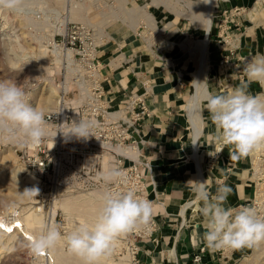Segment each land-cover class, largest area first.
<instances>
[{
  "label": "crops",
  "instance_id": "1",
  "mask_svg": "<svg viewBox=\"0 0 264 264\" xmlns=\"http://www.w3.org/2000/svg\"><path fill=\"white\" fill-rule=\"evenodd\" d=\"M258 1L216 0L218 15L207 34L178 14L171 0H145L138 7L145 14L134 17L110 15L109 9L96 15L98 57L111 104H124L125 89L149 90L152 115L141 122L135 157L159 226L153 238L141 241L140 264H200L193 257L201 247H205L200 252L201 264H238L249 249H233L221 256L218 250L207 248L202 240L206 229L201 205L190 181L206 180L213 194L219 185L227 184L232 191L225 207L237 210L250 207L256 195L252 153L238 160L230 158L232 147L215 138L205 96L227 94L243 84L250 94L255 92V82L245 74L240 77L238 69L244 65L242 57L264 55V26L251 24L249 13ZM205 35L209 43L203 94L197 74ZM233 48V65H220Z\"/></svg>",
  "mask_w": 264,
  "mask_h": 264
},
{
  "label": "clouds",
  "instance_id": "2",
  "mask_svg": "<svg viewBox=\"0 0 264 264\" xmlns=\"http://www.w3.org/2000/svg\"><path fill=\"white\" fill-rule=\"evenodd\" d=\"M199 2L209 4L211 0ZM23 3L24 0H0V11L22 12ZM243 71L248 81L264 85V55L249 60ZM247 87L243 84L227 94L209 92L205 96L206 108L215 126V138L221 145L232 147L229 154L232 160L247 157L264 147V94L254 96ZM49 117L29 102L22 85L0 80V143H41L51 135ZM94 126L91 120L66 118L57 125L52 139L59 133L65 141H86L93 136ZM121 175L118 169H111L103 174V179L109 183ZM190 182L195 199L201 205L199 212L206 229L202 240L207 248L213 251L225 248L238 250L264 242V218L254 207L238 210L225 207L231 187L221 184L213 194L206 180ZM22 195L35 198L39 189L26 188ZM152 212V203L139 197L134 190L105 192L93 223L80 221L66 234H62L61 225H47L29 241L28 246L38 255L51 251L64 241L68 250L79 256L83 264H100L103 257L111 254L115 239L149 223Z\"/></svg>",
  "mask_w": 264,
  "mask_h": 264
},
{
  "label": "built area",
  "instance_id": "3",
  "mask_svg": "<svg viewBox=\"0 0 264 264\" xmlns=\"http://www.w3.org/2000/svg\"><path fill=\"white\" fill-rule=\"evenodd\" d=\"M75 1H88L92 4L91 11L98 10V14L109 9L115 16L120 15L116 0H67V4L71 5ZM93 18L91 16L86 21H69L64 33L52 37L49 44L61 52L73 49L74 60L71 70L66 60L64 64L60 62V71L55 75L60 77L59 80L55 77L61 94L59 105L57 109L45 112L46 116L50 115L48 127L52 130L51 135L39 144H25L21 149L20 157L24 165L38 179L28 187L39 189L37 197L29 198L30 203L46 214L47 225L56 223L59 215L56 204L65 194L97 188L113 193L134 190L139 197L152 203L147 194L145 175L135 157L140 142L141 122L152 115L149 90L145 88L142 92H128L125 89L124 104L120 107L111 104L106 96L105 79L102 75L103 62L98 57L99 43ZM226 38L228 41L231 39L229 34ZM234 55L235 49H230L229 55L220 60V65H233L230 60ZM241 59L244 65L239 67L238 73L243 77V68L251 57L244 56ZM82 86L85 87L84 90ZM81 95L84 96L81 102H72V99ZM66 100L71 102L66 103ZM61 109V112L56 113ZM66 118L94 121L93 136L86 141H65L58 133L52 139L57 125ZM111 169H118L122 175L113 182L105 183L103 174ZM158 226L153 211L149 223L120 236L121 252L128 255L131 264H140L141 241L153 238ZM204 250L205 247H201L195 253V263L201 264L200 252ZM232 250L225 248L218 251L221 256H227Z\"/></svg>",
  "mask_w": 264,
  "mask_h": 264
},
{
  "label": "rangeland",
  "instance_id": "4",
  "mask_svg": "<svg viewBox=\"0 0 264 264\" xmlns=\"http://www.w3.org/2000/svg\"><path fill=\"white\" fill-rule=\"evenodd\" d=\"M191 1L196 5L203 4L199 0ZM129 2V6L138 8L139 5L145 3V0H133L132 3ZM171 3L172 7L175 6L174 8L179 11L177 12L178 14L181 12L188 14L189 8L183 2L171 0ZM71 6L67 4V0H24L22 12L0 11V30L5 28V23L8 26L6 30L0 32V80H9L22 85L27 93L29 102L44 112L48 111L44 108V98L52 94L54 103H56L59 94L55 75L60 71L61 63L55 58L58 56L62 60V64H64V60L66 59L65 56L59 55L61 53L58 54L57 51H54L53 46L48 41L52 40V37L58 33L62 34L65 32L66 26L65 29H60L62 20L63 23L66 18H68V22L72 20L86 21L88 19L87 14L90 12L89 8L88 10L83 9L80 14L82 16L71 18ZM87 7L89 6L87 5ZM254 8L262 16L259 13V18L251 20V24L264 26V0H259L256 6L252 7L249 11ZM111 13L114 15L112 10L110 15ZM213 13L214 19H216V15H218L217 3ZM97 14L98 10L93 9L91 11L94 23ZM184 17H187L192 25L200 26L201 31L204 33L203 25L199 21H195L186 15ZM45 47H49L51 51L49 53L46 52ZM56 78L59 80V75ZM52 88L55 89V93H52ZM258 94H264V85L255 82V92L252 95ZM22 148L23 145L18 143H0L1 215H6V211L10 210V207L15 205L26 206L30 202L29 197L22 194L31 183L36 182L35 178L37 179V177L28 171L24 165L20 157ZM251 155L252 161L250 159V163L257 180V191L250 207H254L258 215L264 218V147H261L259 151H253ZM55 224L61 225L62 234H66L72 230V228L66 226V214L61 209H59L58 219ZM3 240L4 238L0 235V264H39L35 253L28 246L29 241L23 237L21 232L9 245L5 246V241ZM63 243L64 249L67 252L66 255L67 257L69 256L68 258L72 256L78 257L68 250L65 242ZM123 255L124 253L121 250L119 252L116 250L113 253V257L117 260L119 256ZM250 262H253V264H264V242L249 248L241 256L238 264H251Z\"/></svg>",
  "mask_w": 264,
  "mask_h": 264
},
{
  "label": "bare ground",
  "instance_id": "5",
  "mask_svg": "<svg viewBox=\"0 0 264 264\" xmlns=\"http://www.w3.org/2000/svg\"><path fill=\"white\" fill-rule=\"evenodd\" d=\"M116 1H117V9L119 10L120 15L123 14L125 16L128 15L129 17L130 16L134 17L140 13L145 14L144 11L139 12L141 8L129 6L128 5L129 0H116ZM153 1L154 0H151V2ZM179 1L183 2L187 6V8H189L188 14L187 13L185 14L182 12L180 14L184 16L186 15L195 21H199L203 25V28L205 29L206 34H207L208 31L212 28V26L215 23V19H214L215 17H214L213 12L215 10L216 0H211V3L209 4H204L202 2L203 3L202 5H196L191 0H179ZM71 5H72L71 6V15H72L71 18H77V17L79 18L80 16H82L80 14L83 9L88 10L89 8L91 11V7H92V4H90L88 1H75L71 3ZM87 5L89 7H87ZM249 13H250L252 20H257V17L259 16L260 12L256 11V8H254ZM260 16H262V14ZM87 17L88 19L91 17L90 12H88ZM67 22H68V18L65 19L64 23L62 20V24L60 27L61 30L65 29V26L67 27L66 25ZM4 27L5 28L0 30V32H3L4 30H6V28L8 27L6 23ZM51 41L52 40L48 42H51ZM208 43H209V39L205 35V38L203 39V41H201V64H200L201 67H199L201 68V70L199 69L200 72L198 73L200 74H197L198 75L197 76L198 89H199V92L200 93L203 92V94L206 93V90H207L206 85H205V72L203 68L205 66V57L207 55ZM45 48H46V52L49 53L51 51L49 47H45ZM54 51H57L58 54L61 53L59 54L60 56L66 57L65 60L68 62L69 70H71V64L74 59L73 57L74 50L68 49L66 52H61L60 50L54 47ZM52 52H53V49H52ZM55 59H57V61L62 63V60L58 56H56ZM69 77H70V74H68V79ZM81 88L83 90L85 89V87L83 86ZM230 91L232 92L233 90H230ZM55 92H56L55 89L52 88V93H55ZM60 95L61 94L59 93L56 99V103H54L52 94L47 95L44 98L45 100L44 108H46V110L48 111H53L57 109L59 105ZM83 97H84L83 95H81L79 98L76 97V99H72L73 100L72 102L79 103L81 102ZM69 102L71 101L66 100V103H69ZM49 131H52V130H49ZM257 150L259 151V149ZM37 180L38 179L35 178L36 182ZM103 193H105V191L102 188H97V189L90 190V191L75 192V193H70V194L61 196L59 200L57 201L56 207L57 209L63 210L64 213L66 214V219H67L66 226L68 228H73V226L80 221H85V222H88L89 224L93 223L97 216L98 210L101 207V197ZM6 212H7L6 215L0 214V235H2V237L4 238L3 241H5L4 243L5 246L9 245L10 242H12L13 239L20 232L22 233L24 238L30 241L33 237L39 235L41 230L45 226H47L46 214L41 210H37L30 202L26 206H16L15 205ZM54 215H56L55 212H54ZM120 236L115 239L114 244H113L114 248L111 254L103 257L102 260L100 261V264H131L129 257L126 253H124L123 256H119L118 260L113 257V253L116 250H118L119 252L122 249V243L120 241ZM63 242L64 241L59 242L56 245V247L52 249L51 251H43L38 255L35 254L37 262L39 264H83V261L79 256L78 257L72 256L70 258H68L69 256L67 257L66 255L67 252L64 249L65 247L63 246L64 244ZM250 263L253 264V262H250Z\"/></svg>",
  "mask_w": 264,
  "mask_h": 264
}]
</instances>
